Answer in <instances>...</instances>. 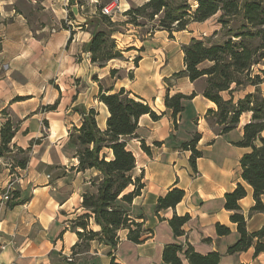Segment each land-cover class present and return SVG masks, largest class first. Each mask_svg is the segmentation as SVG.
<instances>
[{
	"label": "crops",
	"instance_id": "crops-1",
	"mask_svg": "<svg viewBox=\"0 0 264 264\" xmlns=\"http://www.w3.org/2000/svg\"><path fill=\"white\" fill-rule=\"evenodd\" d=\"M148 1L120 0L123 14ZM108 4L109 0H0V113L9 112L15 123L11 150L24 151L27 159L22 168L21 161L10 164L0 157V264H166L163 252L172 244H190L202 255L218 253L221 264H264V252L255 255L256 241L245 252L229 253L240 234L231 220L234 212L225 208L226 195L244 186L247 196L239 204L247 230L252 234L264 228V213L252 211L254 190L242 178L241 159L250 149L238 145L252 116L243 115L246 119L242 116L237 128L222 134L208 117L217 106L203 96L206 80L175 76L186 70L183 46L203 40L202 33L206 39L217 37L221 26L212 24L213 19L192 23L171 38L167 31L126 25L125 33L113 35L124 59L100 68L92 64L88 47L93 33L103 30L100 10ZM74 7L86 23L76 20ZM132 53L140 58L137 65ZM95 75L107 81L106 90L125 89L161 116L158 121L142 116L138 138L128 139L136 157L134 176L142 177L145 187L132 204L122 206L144 223L145 241L135 244L123 231L116 249L98 240L82 245L77 234L81 229L74 228L84 214L83 196L97 192L92 183L100 173L78 170L71 134L82 126L84 109L98 112L102 131L110 116L98 101ZM178 94L193 97L183 101L184 110L175 118L165 98ZM196 136L202 156L194 169L192 151L185 145ZM142 141L151 154L142 150ZM174 188L185 192L184 199L175 209L157 213L159 199ZM8 192L10 200L4 201ZM175 215L190 217L180 237L170 225ZM217 225L230 233L218 235ZM94 231L100 227L95 225ZM78 244L82 247L75 250Z\"/></svg>",
	"mask_w": 264,
	"mask_h": 264
},
{
	"label": "trees",
	"instance_id": "trees-1",
	"mask_svg": "<svg viewBox=\"0 0 264 264\" xmlns=\"http://www.w3.org/2000/svg\"><path fill=\"white\" fill-rule=\"evenodd\" d=\"M217 23L225 35L222 43H214L212 39H193L183 46L186 70L175 75L187 76L192 82L206 80L203 96L217 106V111H209L208 117H214L216 124L223 126L222 134L237 128L245 114H251V121L244 126L243 140L240 147L250 149L241 159L243 180L253 188L256 206L255 213H264V97L259 87L264 83V0H196L193 6L189 0H149L144 5L132 8L124 13L125 22H113L110 17L101 15L100 22L108 27L93 33L88 51L91 62L104 68L112 60H123L124 55L118 49L114 33L116 26L133 25L144 27L151 25L152 32L167 31L171 38L174 33L187 30L192 23H204L219 15ZM71 16L73 14L71 13ZM237 22L240 26L236 27ZM235 24V25H234ZM140 58L135 59L136 65ZM206 63L207 67H203ZM263 65L255 72V68ZM117 70L111 72L115 76ZM234 86V88H233ZM244 86L255 87L254 93L246 95L238 103L234 102V93ZM224 93L230 98L226 100ZM178 94L167 95L165 105L173 116L183 112V101L191 99ZM99 101L109 110L107 128L102 131L98 127V112L95 109L83 110V123L71 134V140L77 145L79 171L96 170L100 174L92 185L96 193L83 196L84 214L74 223L79 239L83 243L98 240L116 249L121 242L119 233L127 232V239L135 244L145 241L147 231L144 223L133 218L122 204H132L142 194L145 185L142 177H135L136 157L128 146V139L138 138L139 119L149 115L154 121L161 119L149 103L131 97L125 90L111 93L100 86ZM16 132L10 121L2 127L0 157L10 151V145ZM199 137L185 145L192 151L191 165L196 169V161L202 153L196 150ZM141 148L147 154L151 150L145 142ZM21 152H24L20 150ZM27 159L19 165L26 167ZM134 187L129 192V188ZM247 196L244 186L238 185L233 193L226 195L225 208L234 212L231 220L237 224L240 234L239 241L229 249L230 254L245 252L255 245V255L264 252V228L256 233H249L247 220L241 211L239 202ZM185 192L174 188L166 196L161 197L157 205V213L162 210L175 209L184 199ZM190 220L187 215H175L170 225L175 236L184 235L183 227ZM92 222L100 227L99 232L91 229ZM220 236L228 235L230 229L217 225ZM78 244L74 248H81ZM183 255L190 264H221L218 253L199 254L193 246L185 248L175 244L165 247L163 260L166 264H183ZM72 263V262H69ZM115 264V263H113Z\"/></svg>",
	"mask_w": 264,
	"mask_h": 264
},
{
	"label": "rangeland",
	"instance_id": "rangeland-1",
	"mask_svg": "<svg viewBox=\"0 0 264 264\" xmlns=\"http://www.w3.org/2000/svg\"><path fill=\"white\" fill-rule=\"evenodd\" d=\"M112 1H113V0H109V4H110ZM189 3L192 4L193 6H195V5H196V0H189ZM219 16H220V14L217 15V16H215V17H213V18H212L213 21H212L211 23L213 24L215 21L217 22ZM127 19H128V17H126L124 14H121V15H117V16H115V17L113 18L112 21H113V22H122L121 20H124V22H125ZM237 24H238V25H236V27H234V28H237L238 26H240L241 23H240V22H237ZM234 25H235V24H234ZM130 26L132 27L133 25H130ZM101 27H102L103 30L108 31V27H107L106 25L103 24ZM133 27H135V26H133ZM115 29H116L118 32L125 33V31H126L127 28H126V25H124V26H116ZM132 29H133V28H132ZM147 29H148V30H149V29L151 30V29H152V26H151V25H148V26H147ZM147 29H141V31H142V32H145V31H147ZM202 35H203V38H204V39L207 38L206 34L202 33ZM216 36H217V37H213V38H211L212 41H213L214 43H222V42H224V40H225V35H224V33H223L221 30H220V32H218V34H217ZM132 54H133V56H134L135 58H138V55H135L134 53H132ZM117 63H118V60L115 61V63H113V64H117ZM207 66H209L208 63H206L205 65H203V67H207ZM259 68H263V65H260V66L256 67V68H255V72H257ZM117 76H118V75H117ZM119 76H120V75H119ZM93 81H94V82H97L99 86H102L103 90H106V89L109 87V84L107 83V81H106V82H105V81H101V80L98 78V75H95V76L93 77ZM233 88H234V86H233ZM259 89L261 90V95L264 97V83L259 87ZM255 90H256V88H255V87H252V86H244V87H242V88H239V89L234 93V96H233V98H234V102H235V103H238L239 100H242L246 95H248V94H250V93H254ZM99 94H100V92H99ZM99 94H98L97 98L99 97ZM223 97H224L226 100H228V99L230 98V95H229L228 93H224V94H223ZM98 101H99V99H98ZM99 102H100V101H99ZM247 115H248V114H245V116H247ZM245 116H243V117H244L243 120L246 119ZM8 120L10 121L11 126H14V125H15V123L13 122V119L11 118L9 112H6V111H5V112H1V113H0V145H1V143H2L1 129H2V127L8 122ZM211 121L213 122V124H216V123H215V122H216V119H215L214 117H211ZM216 127H217L218 130H222V129H223V126H220V125H217ZM10 148H11V147H10ZM2 156H4L5 159L7 160V162H9L10 164H12L13 161H17V160H19V161H23V160L26 159V155H25V153H23V152H21V151H16V150H13V151H12L11 149H10V151H8V152H4ZM131 189H132V187L129 188V190H131ZM94 226H95V225H94V222H93V225H91V229H92V230H94ZM123 234H125L123 231L119 233L120 238L123 237Z\"/></svg>",
	"mask_w": 264,
	"mask_h": 264
},
{
	"label": "built area",
	"instance_id": "built-area-1",
	"mask_svg": "<svg viewBox=\"0 0 264 264\" xmlns=\"http://www.w3.org/2000/svg\"><path fill=\"white\" fill-rule=\"evenodd\" d=\"M101 15L110 17L112 20L115 16L123 14L120 0H113L110 4L101 7ZM4 201L10 200V192L3 196ZM69 262H73L72 258L67 259Z\"/></svg>",
	"mask_w": 264,
	"mask_h": 264
},
{
	"label": "water",
	"instance_id": "water-1",
	"mask_svg": "<svg viewBox=\"0 0 264 264\" xmlns=\"http://www.w3.org/2000/svg\"><path fill=\"white\" fill-rule=\"evenodd\" d=\"M72 12H73V14H74V16H75V18H76V20H77L78 22H80V23H82V24H84V23L87 22L85 19L81 18V16H80V12H79V8H78V7H74V8L72 9Z\"/></svg>",
	"mask_w": 264,
	"mask_h": 264
}]
</instances>
